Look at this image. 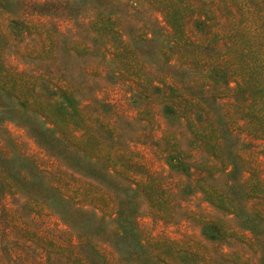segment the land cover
<instances>
[{"label":"rangeland","instance_id":"obj_1","mask_svg":"<svg viewBox=\"0 0 264 264\" xmlns=\"http://www.w3.org/2000/svg\"><path fill=\"white\" fill-rule=\"evenodd\" d=\"M0 264H264V0H0Z\"/></svg>","mask_w":264,"mask_h":264}]
</instances>
